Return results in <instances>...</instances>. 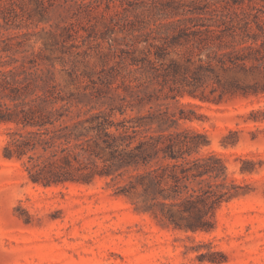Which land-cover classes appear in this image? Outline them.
<instances>
[{"label": "rangeland", "instance_id": "rangeland-1", "mask_svg": "<svg viewBox=\"0 0 264 264\" xmlns=\"http://www.w3.org/2000/svg\"><path fill=\"white\" fill-rule=\"evenodd\" d=\"M16 1L8 20L0 18V71L17 82L3 94L59 92L73 115L114 109L115 120L147 135L178 134L199 144L189 158L216 155L225 185L239 188L215 206L210 232H192L187 217H172L175 227L124 194L125 177L32 184L22 161L3 156L16 125L0 123V264H264L263 69L212 62L210 71L206 58L210 48L230 51L221 29L235 20L256 16L264 27V0ZM178 2L233 22L174 46L165 24ZM251 30L258 33L253 23Z\"/></svg>", "mask_w": 264, "mask_h": 264}, {"label": "trees", "instance_id": "trees-1", "mask_svg": "<svg viewBox=\"0 0 264 264\" xmlns=\"http://www.w3.org/2000/svg\"><path fill=\"white\" fill-rule=\"evenodd\" d=\"M16 5V0H0V18L6 22L7 14L13 13ZM168 14L174 20L165 27L176 32L171 38L174 46L188 43L190 35L214 34V29L233 22L228 13L191 9L182 2L172 4ZM232 15H237L235 10ZM235 22L221 29L231 41L230 51L219 54L210 48L206 57L209 70L212 62L221 68L230 65L247 69V64H251V68L263 69L264 76V27L256 16ZM251 23L258 33L252 32ZM188 30L190 33H185ZM160 49L157 47L154 54L157 59L163 56ZM147 63L154 67L152 62ZM131 65L137 66V61L131 59ZM15 83L11 75L0 71V123L16 125V129L7 132L3 156L22 161L32 184L44 188L89 185L96 178L114 182L125 177L124 194L140 198L154 217H166L175 227L179 225L172 217H187L186 228L206 233L212 230L209 217L215 206L239 188L233 181L225 185L226 167L216 155L189 158L190 149L199 148L190 139L180 140L174 133L147 135L139 125H131V120L124 117L115 120L114 109L108 112L78 109L73 115L63 106V95L59 92L37 95L24 90L19 95L3 94ZM32 94L34 98L25 100ZM3 98L11 105L2 103ZM57 102L62 104L57 107ZM117 112L123 116L125 111L117 109Z\"/></svg>", "mask_w": 264, "mask_h": 264}]
</instances>
